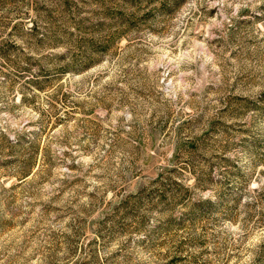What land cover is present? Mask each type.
I'll use <instances>...</instances> for the list:
<instances>
[{
	"label": "rangeland",
	"instance_id": "1",
	"mask_svg": "<svg viewBox=\"0 0 264 264\" xmlns=\"http://www.w3.org/2000/svg\"><path fill=\"white\" fill-rule=\"evenodd\" d=\"M0 264H264V0H0Z\"/></svg>",
	"mask_w": 264,
	"mask_h": 264
},
{
	"label": "trees",
	"instance_id": "2",
	"mask_svg": "<svg viewBox=\"0 0 264 264\" xmlns=\"http://www.w3.org/2000/svg\"><path fill=\"white\" fill-rule=\"evenodd\" d=\"M163 1H167V0H163ZM174 1V0H173ZM121 18H122V16H120L119 18H118V20H121ZM130 21H133L131 18H130Z\"/></svg>",
	"mask_w": 264,
	"mask_h": 264
}]
</instances>
